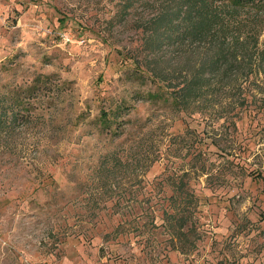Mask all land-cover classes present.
I'll use <instances>...</instances> for the list:
<instances>
[{
    "label": "rangeland",
    "instance_id": "rangeland-1",
    "mask_svg": "<svg viewBox=\"0 0 264 264\" xmlns=\"http://www.w3.org/2000/svg\"><path fill=\"white\" fill-rule=\"evenodd\" d=\"M120 1L0 0V91L50 93L35 119L0 137V264H264V75L248 77L250 104L232 132L141 98L155 85L136 77L150 55L135 24L152 8L137 0L116 22ZM178 54L158 59L181 66ZM231 83L217 90L222 103ZM185 128L220 139L223 152L196 142L190 161ZM107 151L120 157L108 173L97 169ZM227 152L243 160L241 175ZM203 158L213 172L207 184L187 178L196 206L177 236L159 216L162 177Z\"/></svg>",
    "mask_w": 264,
    "mask_h": 264
},
{
    "label": "trees",
    "instance_id": "trees-1",
    "mask_svg": "<svg viewBox=\"0 0 264 264\" xmlns=\"http://www.w3.org/2000/svg\"><path fill=\"white\" fill-rule=\"evenodd\" d=\"M136 1L121 0L113 15L115 21L121 22ZM142 2L144 6L152 8V13L137 21L135 28L141 34V49L150 57L145 59L143 71L136 77L140 84L148 80L155 88L152 91L146 90L141 98L158 100L175 114H206L210 117L211 125L218 124L221 120L219 124L225 123L231 132L235 130L236 122L250 104L245 94L248 77L250 74L264 75V34L259 38L260 32H264V0ZM167 48L177 51L179 58L185 55L181 66L167 68L160 64L158 54ZM235 73H239L238 78H243L240 84L236 83L237 78L231 79ZM43 78L46 79V76ZM229 81H232L229 88L232 91V101L222 103L217 90L224 89ZM40 88L43 85L0 91V137H6L15 128L36 118L34 105L39 103L41 96L48 98V94L50 95L47 89L43 91ZM101 118L100 128H108L106 113L102 112ZM122 123L132 125L134 119L127 117ZM184 132L194 136L188 150L190 161L200 155L198 146L201 145H211L223 152L221 141L215 136L204 134L196 140L193 130L185 128ZM224 155L227 156L224 159L228 165L241 175L243 160L239 155L232 152ZM102 159L97 169L108 173L114 170L120 157L116 151H107ZM206 161L205 158L200 159L185 172H171L162 177L168 193L161 190L167 203L165 208L160 209L159 216L167 223H177L174 227L170 226L171 229L174 228L177 236L184 234L181 229L193 216L196 206V197L188 186V179L204 176L203 181L207 184L209 176L212 175L210 163ZM108 163L109 167H101ZM154 211L155 209L150 211V217H154ZM117 228L118 225L111 232Z\"/></svg>",
    "mask_w": 264,
    "mask_h": 264
}]
</instances>
